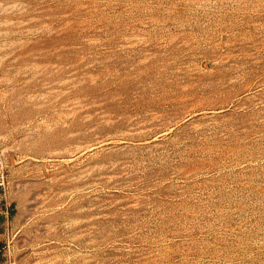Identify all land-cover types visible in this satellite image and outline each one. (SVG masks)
<instances>
[{
    "label": "rangeland",
    "instance_id": "obj_1",
    "mask_svg": "<svg viewBox=\"0 0 264 264\" xmlns=\"http://www.w3.org/2000/svg\"><path fill=\"white\" fill-rule=\"evenodd\" d=\"M0 264H264V0H0Z\"/></svg>",
    "mask_w": 264,
    "mask_h": 264
}]
</instances>
